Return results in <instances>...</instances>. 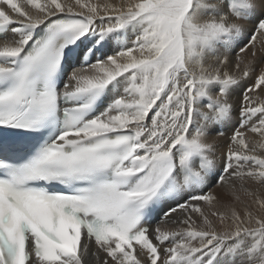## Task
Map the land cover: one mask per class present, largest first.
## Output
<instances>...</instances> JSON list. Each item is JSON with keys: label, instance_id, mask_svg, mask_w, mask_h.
<instances>
[{"label": "snow or ice", "instance_id": "snow-or-ice-1", "mask_svg": "<svg viewBox=\"0 0 264 264\" xmlns=\"http://www.w3.org/2000/svg\"><path fill=\"white\" fill-rule=\"evenodd\" d=\"M262 96L264 0H0V264H264Z\"/></svg>", "mask_w": 264, "mask_h": 264}, {"label": "bare ground", "instance_id": "bare-ground-1", "mask_svg": "<svg viewBox=\"0 0 264 264\" xmlns=\"http://www.w3.org/2000/svg\"><path fill=\"white\" fill-rule=\"evenodd\" d=\"M21 2H23V0H21ZM101 2H102V0H101ZM128 35L131 36L132 34L129 33ZM247 38L248 37L245 35L244 37L238 38V40L243 39L244 42H247ZM240 46H242V44ZM233 47H236V42L233 43ZM209 59L211 60V56L209 57ZM251 83H252L251 80L241 81L240 85L235 87L232 90L230 97H229L230 102L235 103L237 100H239L241 97L242 91L246 87H248ZM214 91H215V89H213V92ZM262 98H264V96H262ZM201 107H203V105H201ZM235 120H236V110H234L232 113L231 122L227 123L224 127H222L220 129L221 131H223L224 136H225V140L221 142L222 147H223V144L226 143V138L232 134L233 127L236 126ZM215 135H216V128L215 127L210 128V130H209V141H211L215 137ZM254 139L258 141L260 138L255 137Z\"/></svg>", "mask_w": 264, "mask_h": 264}]
</instances>
